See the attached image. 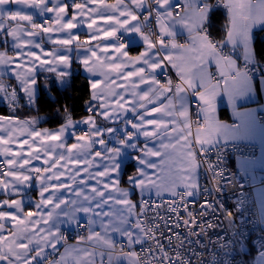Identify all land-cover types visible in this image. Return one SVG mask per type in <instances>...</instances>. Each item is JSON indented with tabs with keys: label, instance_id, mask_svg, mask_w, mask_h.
<instances>
[{
	"label": "snow or ice",
	"instance_id": "1",
	"mask_svg": "<svg viewBox=\"0 0 264 264\" xmlns=\"http://www.w3.org/2000/svg\"><path fill=\"white\" fill-rule=\"evenodd\" d=\"M221 7L227 12V39L217 42L211 38L206 25L210 13ZM37 15L40 23L35 22ZM152 21L158 26L155 41L151 39V32L155 31ZM10 22L15 26H10ZM257 24H264V0H217L216 5L206 0H130V3L125 0H115V3L105 0H0V33L6 31L7 36L13 38L12 47L17 52L16 57H12L0 51V68L3 69L0 76L11 72L29 104L35 99L38 70L54 73L61 88L71 86L72 58L68 53L76 51L84 70L100 77L90 82L92 100L97 104L93 108L90 102L88 111L109 121L119 118L118 113L129 111L138 117L137 122L125 121V126L130 125L132 131H126L124 138L117 139L116 146L110 147L104 136L115 134L117 129L101 127L94 116L74 121L67 113L65 123L53 131L37 130L34 126L38 118L19 120L0 115V157L4 158L0 160V193L22 196L35 180L39 196L38 201H31L35 211H24V199L0 201V207L12 209L0 211V262L96 264L99 257L100 264H105L103 258L107 254V264H118L122 257L127 264H191L190 259L181 255L185 237L179 232L155 235L161 225L169 227L168 217L159 216L157 210L163 207L169 216H175L173 228H179L181 223L185 227L197 224L188 204L200 189L199 166L207 164L210 167L208 160H197V153L206 156L208 146L221 131L215 118V97L222 91L231 99L247 86L249 79L247 70L239 67L224 47L230 44L233 49L240 44L244 58L250 60L252 30ZM83 25H86L89 38L82 42L73 30ZM177 26L186 34L183 44L177 42ZM145 28L149 29L148 34ZM132 34L144 45V50L134 56L128 51L134 41L125 39V35ZM38 38L39 43L36 42ZM100 40L104 41L103 46ZM44 42L53 45L50 52L44 51ZM33 47L50 59H41V55L32 51ZM25 48L28 49L26 53ZM81 48L85 50L82 57ZM17 59L19 63L14 64ZM213 64L215 72L209 70ZM169 66L178 78L176 83L167 76L165 69ZM129 67L134 70H128ZM157 70L166 77L165 83L157 79ZM0 93H5L11 103L18 102L16 89L9 93L2 81ZM125 93L132 96L131 101L125 100ZM189 94L199 98L196 121L189 117ZM162 97L166 103L149 111L148 106ZM153 113L160 118L146 119V115ZM193 123L198 125L195 133L192 132ZM79 124L87 126L82 135L75 132ZM24 136L27 138L20 139ZM69 136L74 137L76 143L67 144ZM137 136L145 138L143 147L134 142ZM149 141L159 143L149 147ZM13 145H18L17 150ZM97 145L99 150L93 155L92 150ZM194 145L199 147L194 148ZM124 148L140 153L133 157L139 167L128 177L130 189L119 186L122 171L119 158ZM153 157L158 162H154ZM98 159L104 161L103 170L92 172ZM33 161H42L43 167L34 165ZM82 173L85 178L79 179ZM65 177L70 183H64ZM89 181L95 184L85 194ZM135 189L140 190L142 197L139 214L134 212L137 205L129 198ZM148 190H154L156 197L169 193L171 200L150 203L143 199V193ZM105 206L109 207L108 212L103 211ZM209 207L206 199L201 209ZM150 208L155 215L142 219ZM181 210L187 213L188 220L181 221ZM80 213L88 217L85 227L89 235L80 237L78 244L86 240L91 247L68 244L61 232V224L80 227ZM149 220L160 223L149 226ZM98 222L100 232L93 228ZM113 233L126 241L121 243L119 254L114 252L118 241L113 239ZM173 239L180 241L175 248ZM146 241L152 244L146 252L141 248L144 252L141 256L133 248ZM165 243L175 257L168 254ZM60 244L64 245L63 252H57ZM124 247L129 251L124 252ZM48 248L50 253L45 251ZM53 254L58 258L49 259Z\"/></svg>",
	"mask_w": 264,
	"mask_h": 264
},
{
	"label": "built area",
	"instance_id": "2",
	"mask_svg": "<svg viewBox=\"0 0 264 264\" xmlns=\"http://www.w3.org/2000/svg\"><path fill=\"white\" fill-rule=\"evenodd\" d=\"M211 5H216L217 0H206ZM143 14H147L146 12ZM36 22L40 23L41 18L38 16ZM152 27L155 31L151 32L152 40H156L157 25L152 21ZM148 29V28H147ZM149 31V29H148ZM186 38L179 40L185 43ZM247 70L248 78L254 80L258 78L264 69V64L256 62H246L241 65ZM167 76L171 77L173 83L178 82L175 72L170 68L165 69ZM162 83L166 82L163 74L158 75ZM189 114L192 121L198 119L196 114L198 102L195 96L189 94ZM202 122V119H200ZM198 125L193 123L192 128ZM87 126L81 125L77 130V135H82ZM130 129H125L123 125L117 130L118 135H122ZM198 148V147H197ZM257 145L249 142H226L208 147L207 155L197 153V160L206 159L210 163L201 164L198 168V182L200 189L194 193L190 199L188 210L194 214L196 225L185 227L181 223L179 228H173L175 216H169L165 208L158 209L159 216L168 217L169 227L164 228L161 225L160 231L155 235L160 236L161 232L168 236L170 231L174 235L179 232L181 237H185L184 248L181 255L191 260V264H264V228L259 217V210L254 196L255 186L264 183V179L253 181L249 176L243 174L234 168L232 161L235 157L253 158L257 152ZM5 170L6 167H5ZM142 199V198H141ZM140 199V200H141ZM143 199L149 200L150 203H160L161 199L168 202L171 196L156 197L155 195L143 196ZM208 200L210 207L202 210L201 205ZM141 211L140 206L137 211ZM155 213L150 208L146 216L142 219H148ZM181 221L188 220L187 213L183 210L179 213ZM152 223H160L159 220H149V226ZM86 220L80 221V227L75 226L72 230H61L65 234L67 242L73 241L78 235L87 233ZM121 243L118 241L114 252L121 251ZM180 241L173 239V248ZM152 241H146L143 245L134 246L133 250L141 256L147 251ZM170 256L175 257L173 250L167 248ZM252 249V255L247 256L248 248ZM144 249V252L141 251ZM124 252L129 251L127 247L123 248ZM51 252V251H47ZM187 253V256H185ZM195 253V255H193ZM159 256V253H156ZM58 255H51L49 259H56ZM151 258V257H149Z\"/></svg>",
	"mask_w": 264,
	"mask_h": 264
},
{
	"label": "crops",
	"instance_id": "3",
	"mask_svg": "<svg viewBox=\"0 0 264 264\" xmlns=\"http://www.w3.org/2000/svg\"><path fill=\"white\" fill-rule=\"evenodd\" d=\"M66 2H67V0H66ZM77 2H80V0H77ZM105 2L106 3H115V0H105ZM125 3H130V0H125ZM13 7L15 8L16 6H13ZM71 14H72V10L70 8L69 9V16H71ZM36 17H35V20H36ZM140 18L143 19V16L141 15ZM10 26H15V24L13 22H10ZM24 27H29V26L27 24H24ZM263 27H264V24H257L253 27V30H252V48H253V38H254L255 31L260 30ZM144 31L146 34L149 33L146 30V28L144 29ZM176 31L178 33V35L176 37L177 42L181 43V42H179V40L182 38H186V34L183 32L182 29L179 28V26H177ZM73 32L79 36V39L82 42L89 38V34L87 31L86 25L81 26L79 29L73 30ZM157 32H158V26H157ZM53 38L55 39V36ZM125 39H126V41H134L133 43H131V46L128 49L130 55H133V56L138 55L140 51L144 50V45H143L142 41L139 39L138 36H135V34L125 35ZM226 39H227V31H226L224 37L220 40H217V42L224 41ZM36 42L37 43L40 42L39 38L37 39ZM13 43H14L13 38L7 36L6 31L0 33V51H6L9 56L16 57L17 52L12 47ZM92 43L95 44L96 41H93ZM99 43L101 44V46H103L104 41L100 40ZM181 44H183V43H181ZM43 48H44L45 52H50L53 48V45L51 43L44 42ZM23 51L26 53L28 51V49L25 48ZM32 51H36L38 55H41L40 51L38 49H35L34 47L32 48ZM224 51L226 53H230L233 56V58L237 60V64L239 67H241V65L243 63H246V62H256L255 57H254V51H253L252 58L250 60H246L244 58L243 48L240 44H237L233 49H232V46L230 44H228L224 47ZM68 55H70V57L72 58V63L70 65V72L71 73L73 72L72 66H73V63H76L77 68L85 75V77L88 80L89 88H90V98L86 102L87 110L89 108L90 102H91V106L93 108H95L97 102L92 100V89L90 87V82L93 79H97L100 77H98V76L94 77L91 73L84 70L83 65L77 59L76 51H72L71 53H68ZM80 55H81V57L83 55H85L84 48H81ZM41 59H50V57H45V56L41 55ZM15 63H19V60L17 59L16 61H14V64ZM259 64H262V63H259ZM263 64H264V62H263ZM140 66H143V65H140ZM128 70H134V69L129 67ZM172 70L174 71V69H172ZM209 70L212 72H215L214 64L210 66ZM0 71H3V69L0 68ZM39 72H46V71L38 70L37 75ZM50 74L53 75L54 81L58 85H60L59 81H57L55 79V74L54 73H50ZM159 74H160V70H157V79H158ZM37 75H36L37 83L35 86L36 95L39 91V84H38V80H37ZM113 78L115 79V75H113ZM0 81H2L4 83V85L7 87L9 93L12 91L13 88L16 89L17 96H18V102L17 103L23 102V103L29 104L27 95L22 92V90L19 86V82L15 79L14 75L11 72H5L2 76H0ZM118 83H122V81H118ZM42 87L44 89H47L48 85L46 83H43ZM141 87L143 88L144 86H141ZM117 91H120V89L117 88ZM36 95H35V97H36ZM195 98L199 104V98L196 96H195ZM125 100L131 101L132 96L129 93H125ZM161 103H166L165 98L162 97L159 102H155L153 104H150L148 106L149 111L152 107H159ZM1 104L6 105L8 108H13V106L16 103H11L10 100L5 97V93H0V105ZM188 105H189V98H188ZM126 106H128V105H126ZM0 115L12 116V117L19 119V120H31L33 118H38V122L34 126L37 130L49 129V130L54 131L61 126L60 125L57 127L49 128L47 126L40 125V121L43 119V116H41V115L40 116L39 115L34 116L31 118H19L17 116L6 115V114H2V113H0ZM88 116H94L97 124L103 128L113 127L117 130H118L119 126L123 125V127L125 129H130L132 131L130 125L125 126V121L128 120V121L137 122V120H138V117L134 113H132L131 111L126 112V113H118L119 118L115 119L114 121L104 120L102 117L97 115L96 112H90L89 111ZM195 116H196V114H195ZM87 117H85L84 119H86ZM189 117H190V114H189ZM159 118H160L159 114H156V113H153L150 116L146 115V119H159ZM215 118H216L217 122L219 123V125L221 126V131H220V133H218L216 140L210 146L218 145V144H222V143H226V142H235V141L249 142V143L256 144L258 149H257V152L253 158L235 157L232 161V164L236 170L241 171L243 174L249 176L253 181H259V180L264 179V69L262 71V74L258 78L254 79V80H251L249 78L248 82H247V86L245 88H243L242 91H240L238 94L233 95L231 97V99L229 98L228 94H226L225 92L221 91L220 93H218L217 96L215 97ZM84 119H82V120H84ZM200 119H202V117H200ZM73 120L74 121H81V120H75V119H73ZM81 125H83V124H79L76 126L75 132ZM195 129H196V127L192 128L193 133H195ZM149 130H152L151 126H149ZM26 138H27L26 136L20 137V139H26ZM122 138H124V133L122 135H118L117 133H115L113 135L105 134V136H104L106 143L110 147L116 146L117 139H122ZM66 142H67V144H72V143H76V140L74 139V137L69 136L67 138ZM134 142L138 143L140 147H143V145L145 143V138L143 136H137L136 140ZM158 143H159L158 141H149V147H152L154 145H158ZM210 146H208V147H210ZM197 147H199V146L194 145V148H197ZM17 148H18V145H13L14 150H17ZM96 150H99L98 145L93 148V150H92L93 155H94V152ZM25 151H27V148H25ZM138 155H140V153L138 151H132V150L127 149V148L123 149L122 155L119 158L120 163L122 164V171L120 173L121 178H120V184H119L120 188H122V189H130L131 188V185L128 183V177L130 175H134L137 171V168L139 167V165L136 164L135 160L133 159V157H136ZM89 158H91V157H89ZM3 159H4L3 157H0V160H3ZM151 159L154 162H158V159L155 157H153ZM33 164L34 165L39 164L41 167H43L42 161H33ZM103 164H104V161H101L98 159L95 163V166L91 169V171L92 172L102 171L103 170ZM126 166H131V169L126 167ZM84 178H85V176L82 173L81 176L79 177V179H84ZM32 183H33V186L31 188L25 189V192L23 193L22 196L21 195H6V194L0 193V201H3V200L11 201L14 199H24L25 200L24 211L25 212L35 211V208L33 207L31 201H38L39 196H38V189L35 186V180H33ZM64 183H70V181L67 179V177L64 178ZM93 184H95V181H89L88 182V185L85 188V194H88V189ZM64 195L67 196L68 194L65 193ZM151 195H155L154 190H148V191H145L143 193V196H151ZM163 196H171V195L169 193H164ZM254 196H255L256 204H257V207L259 210V217H260V220L262 222V226L264 228V183L255 186ZM73 198H75V197H73ZM129 198L132 200V202L134 204L137 205L136 208L134 209V212L137 213V211L139 209V202L141 201L140 199L142 198L140 195V190L135 189L133 194H131ZM85 206H87V205H85ZM109 210L110 209L108 206H105V208L103 209L104 212H108ZM0 211H12V209H9L7 207H0ZM97 211H100V210L98 209ZM78 215H79L80 221L81 220H86V221L88 220V217L85 214L80 213ZM104 222L107 223V220H105ZM60 227H61V230H72V229H74L75 225H69V224L65 223V224H61ZM93 228L97 232L101 231V228L99 227V222L96 225H93ZM9 230H11V229L9 228ZM5 235H7V233H5ZM88 235H89V232L87 230L86 234L78 235L75 240L69 241L67 243L68 244H78L80 237L86 238ZM112 236H113V239H115L117 241H123L122 238H120L117 233H113ZM124 242L126 243V241H124ZM78 246L79 247H91L92 245H90L85 240L84 243L78 244ZM45 251L46 252L51 251V249L48 248ZM63 251H64V245L63 244L58 245L57 252H63ZM97 251H105L106 252L107 250L106 249H97ZM120 252H115V254H119ZM103 259H104L105 264H107V262H108L107 254L104 256ZM0 264H3V262H0ZM45 264H46V262H45ZM96 264H100L99 257H97ZM118 264H127V261L125 259H123V257H122L120 259V261L118 262Z\"/></svg>",
	"mask_w": 264,
	"mask_h": 264
},
{
	"label": "trees",
	"instance_id": "4",
	"mask_svg": "<svg viewBox=\"0 0 264 264\" xmlns=\"http://www.w3.org/2000/svg\"><path fill=\"white\" fill-rule=\"evenodd\" d=\"M227 12L224 8H217L210 13L207 26L210 36L215 41L224 37L227 31ZM253 51L257 63L264 62V27L255 31L253 38ZM73 72L70 76L71 86L61 88L49 72H39L37 80L39 91L31 104L23 102L16 103L13 108L6 105H0V113L13 115L19 118H31L34 116H43L40 125L49 128L57 127L65 122V115L70 113L75 120H82L88 116L89 111L86 108V102L90 98L89 83L85 75L73 63ZM43 83L48 85L44 89ZM131 169V166H126ZM126 171V170H125ZM126 173V172H125ZM128 173V172H127ZM251 256L252 249L249 247L246 252Z\"/></svg>",
	"mask_w": 264,
	"mask_h": 264
},
{
	"label": "rangeland",
	"instance_id": "5",
	"mask_svg": "<svg viewBox=\"0 0 264 264\" xmlns=\"http://www.w3.org/2000/svg\"><path fill=\"white\" fill-rule=\"evenodd\" d=\"M37 17H38V16H37ZM37 17H36V18H37ZM35 22H36V20H35ZM146 30L148 31V29H147V28H146ZM148 32H149V31H148ZM151 38H152V37H151Z\"/></svg>",
	"mask_w": 264,
	"mask_h": 264
}]
</instances>
